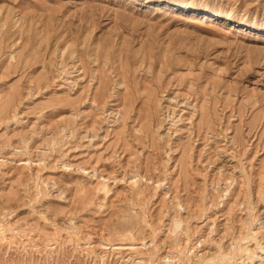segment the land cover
<instances>
[{
  "label": "rangeland",
  "instance_id": "374dc122",
  "mask_svg": "<svg viewBox=\"0 0 264 264\" xmlns=\"http://www.w3.org/2000/svg\"><path fill=\"white\" fill-rule=\"evenodd\" d=\"M263 258L264 0H0V264Z\"/></svg>",
  "mask_w": 264,
  "mask_h": 264
},
{
  "label": "bare ground",
  "instance_id": "6f19581e",
  "mask_svg": "<svg viewBox=\"0 0 264 264\" xmlns=\"http://www.w3.org/2000/svg\"><path fill=\"white\" fill-rule=\"evenodd\" d=\"M75 57H73V59H74ZM77 58V57H76ZM96 58V57H95ZM78 59V58H77ZM76 60V59H75ZM79 60V59H78ZM77 60V61H78ZM74 62H76V61H74ZM75 64H77V62L75 63ZM74 64V65H75ZM78 65H80V63L78 62ZM75 67H76V72H79L82 68L81 67H79V66H77V65H75ZM81 68V69H80ZM75 69V68H74ZM175 117V116H174ZM134 183V182H133ZM135 184H136V182H135ZM105 187V186H104ZM104 191V190H103ZM171 253V252H170ZM174 254V253H173ZM171 255V254H170ZM170 255H169V257H170ZM172 256V255H171ZM255 258H258L257 256L255 257ZM170 259V258H169ZM259 259V258H258ZM261 260V259H260ZM263 260H264V258H263Z\"/></svg>",
  "mask_w": 264,
  "mask_h": 264
}]
</instances>
